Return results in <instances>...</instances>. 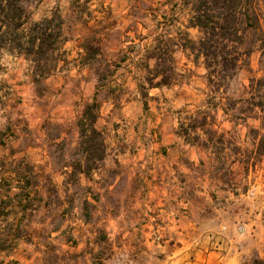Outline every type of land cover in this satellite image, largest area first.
Wrapping results in <instances>:
<instances>
[{
    "label": "rangeland",
    "instance_id": "374dc122",
    "mask_svg": "<svg viewBox=\"0 0 264 264\" xmlns=\"http://www.w3.org/2000/svg\"><path fill=\"white\" fill-rule=\"evenodd\" d=\"M182 4L56 0V68L36 82L2 54L0 264H264V113L244 102L260 52L213 90Z\"/></svg>",
    "mask_w": 264,
    "mask_h": 264
},
{
    "label": "trees",
    "instance_id": "16d2710c",
    "mask_svg": "<svg viewBox=\"0 0 264 264\" xmlns=\"http://www.w3.org/2000/svg\"><path fill=\"white\" fill-rule=\"evenodd\" d=\"M34 1L0 0V58L4 53L24 58L37 82L56 68L54 52L60 49L57 43L62 42L58 39L62 37V18L53 13L52 19L29 22L28 8ZM182 6L187 10L188 24L200 32L196 41L197 52L203 57L206 79L213 90L226 78H231L256 49L260 52L264 71V0H183ZM186 35L182 40H187ZM159 45L160 42L152 48L148 58L160 59L168 54V46L162 48ZM186 45L182 43L180 47ZM162 64L157 62L156 66ZM142 67L147 72L145 82L149 87L171 83L168 73H173L172 66L160 69V72L155 69V73L148 63ZM159 75L161 78L154 81ZM244 102L264 113V75L249 78L248 97ZM97 111L94 101L86 104L79 125L80 134L86 138L90 135L97 143L95 148L101 160L105 150L102 133L94 126ZM85 142L89 144L90 139Z\"/></svg>",
    "mask_w": 264,
    "mask_h": 264
},
{
    "label": "clouds",
    "instance_id": "9594fccd",
    "mask_svg": "<svg viewBox=\"0 0 264 264\" xmlns=\"http://www.w3.org/2000/svg\"><path fill=\"white\" fill-rule=\"evenodd\" d=\"M55 3L56 0H45V2L40 6V10H38L32 16L31 23L41 22L43 19H52V9ZM153 63H155V61H153ZM173 91H176V89H173ZM169 106L171 105H165V107H169ZM179 106H180L179 104L175 105V107H179Z\"/></svg>",
    "mask_w": 264,
    "mask_h": 264
}]
</instances>
